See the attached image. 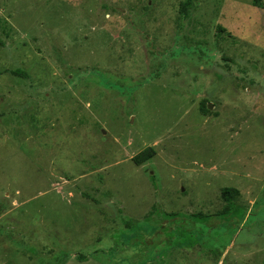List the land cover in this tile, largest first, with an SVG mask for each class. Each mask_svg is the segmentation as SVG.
Instances as JSON below:
<instances>
[{
	"label": "rangeland",
	"instance_id": "1",
	"mask_svg": "<svg viewBox=\"0 0 264 264\" xmlns=\"http://www.w3.org/2000/svg\"><path fill=\"white\" fill-rule=\"evenodd\" d=\"M183 1L0 0V264H264V0Z\"/></svg>",
	"mask_w": 264,
	"mask_h": 264
},
{
	"label": "trees",
	"instance_id": "2",
	"mask_svg": "<svg viewBox=\"0 0 264 264\" xmlns=\"http://www.w3.org/2000/svg\"><path fill=\"white\" fill-rule=\"evenodd\" d=\"M255 5H260L261 0H253ZM193 6V0H185L180 5V13L187 15L189 9ZM19 73V71H15ZM156 154V150L153 147H147L138 154H136L132 160L136 165H142L149 161ZM240 194V191L234 187H224L222 189V196L228 202V205L220 212V214L230 212L231 206L234 202V198Z\"/></svg>",
	"mask_w": 264,
	"mask_h": 264
},
{
	"label": "water",
	"instance_id": "3",
	"mask_svg": "<svg viewBox=\"0 0 264 264\" xmlns=\"http://www.w3.org/2000/svg\"><path fill=\"white\" fill-rule=\"evenodd\" d=\"M211 107V106H210Z\"/></svg>",
	"mask_w": 264,
	"mask_h": 264
}]
</instances>
